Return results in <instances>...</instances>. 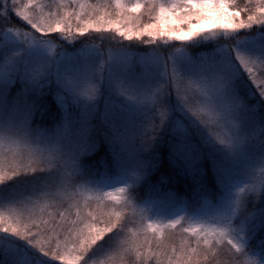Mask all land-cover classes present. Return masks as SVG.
<instances>
[{
    "label": "snow or ice",
    "instance_id": "obj_1",
    "mask_svg": "<svg viewBox=\"0 0 264 264\" xmlns=\"http://www.w3.org/2000/svg\"><path fill=\"white\" fill-rule=\"evenodd\" d=\"M13 11L28 28L11 24ZM0 18L11 24L0 26V264H264V243H253L264 230V154L235 185L224 173L246 143L264 145V0H3ZM54 34L90 41L94 60L53 80L32 49L63 51ZM97 39L110 41L107 55ZM162 135L202 207L167 223L145 215L152 202L137 212L125 187L144 180L143 161L117 181L125 187L88 195L83 159L98 137L155 153Z\"/></svg>",
    "mask_w": 264,
    "mask_h": 264
},
{
    "label": "rangeland",
    "instance_id": "obj_2",
    "mask_svg": "<svg viewBox=\"0 0 264 264\" xmlns=\"http://www.w3.org/2000/svg\"><path fill=\"white\" fill-rule=\"evenodd\" d=\"M2 2L3 0H0V3ZM10 16L11 18L13 16L19 20L16 25L17 27H29L28 25H26V22L15 15L14 11L10 14ZM0 26H11V24L4 25V22L0 20ZM54 35L56 36L57 41H59L60 39L62 40V38H60L58 34ZM3 39V37H0V40ZM81 40L74 42L66 41V43H68L69 45L77 42V46L75 47V44L71 46V49L76 48V50H79V52L72 57L64 55L62 51L50 54L45 48L38 46L32 49V55L36 57L48 58L50 60V74L52 79L55 80L58 73L82 71L87 63L94 60L95 53L91 49L84 47V44L90 43V41L86 42L83 40V42H81ZM97 42L98 39L96 40V43ZM60 43L64 45L63 42ZM102 43L107 45L102 46L105 51V55H107V51L110 47V41L108 39H104L102 40ZM112 45H115V43L111 42V47ZM65 49L70 50V48ZM141 49L142 46H133L132 50L139 52L141 51ZM71 51L73 52L75 50ZM17 87L19 86L17 85ZM102 91L105 95H111L114 101L123 104L124 111H136L134 105L127 104V102H125L122 97H118L115 95V93H112L111 90L107 87L106 83ZM101 140L103 141V138H101ZM170 143L171 140L168 136L162 135L161 137H158V142L155 146V153L129 152L122 150L117 146L102 143V146L110 147V152L106 156V158L101 157L95 163L98 168H91L92 183L89 185V188L91 190L88 192V195H95L98 191L107 192L113 189L125 187L124 184L118 183L117 181L125 179L127 174L126 171L132 168L138 161H143L149 166L146 171L144 180L141 181L139 185H131V181H128L130 187H125V194L129 196L130 200L133 201L134 209L139 212L141 209L147 207V201L152 202L151 212H146L145 215L151 216L156 223H167L168 220L177 218L176 216H172L175 214H177V216H184L185 212L193 213L197 207H202L205 203L206 197L204 195L197 196V190L194 191L191 195L187 196L179 194L177 192H174L173 190H170V187L172 186L171 184L170 186L165 185L166 182L164 180L155 179V181H153L151 178V174L157 169V164L159 162V159L157 162V156L158 158H160V153L163 151L169 153ZM208 147L210 148L211 146ZM167 149L169 150L167 151ZM95 151L91 152L87 156L93 154ZM261 154H264V145H261L256 140H252L246 143L240 154L235 157H229L225 160V178L227 180H230L233 185H235L239 181H242L244 179V172L246 168L251 163H253ZM260 167L261 166L259 164L256 165L257 174L259 173ZM212 177H214V183L216 187L212 189L209 185L210 190L216 195L217 200L221 201L223 197L222 195H220V193L215 192V189H220V192H222V185L215 173ZM107 185H111V188ZM132 188H135V191H132ZM182 226L187 227L188 222H182ZM253 243L257 246L264 243V230L257 232ZM256 255L258 257H261V253L259 251L256 252ZM255 258L257 257L253 256V259Z\"/></svg>",
    "mask_w": 264,
    "mask_h": 264
},
{
    "label": "trees",
    "instance_id": "obj_3",
    "mask_svg": "<svg viewBox=\"0 0 264 264\" xmlns=\"http://www.w3.org/2000/svg\"><path fill=\"white\" fill-rule=\"evenodd\" d=\"M0 20L2 22H4L2 20V18H0ZM19 22V20L15 17L12 16L11 18V24L17 25V23ZM58 42H63L64 45V50L62 51L64 55L66 56H74L76 53L79 52V50H76V48L71 49V46L75 45V47L77 46V42L74 44L69 45L68 43H66V41L64 42L63 40H59ZM81 42H83V40H81ZM98 44H103L101 46H107L104 43H102V40L98 39ZM112 47H115V45H112ZM65 48H70V50L65 49ZM71 50H75V51H71ZM47 101L50 105V117L53 115H56L58 112V109L56 107L55 102L52 100V98L49 96L47 98ZM49 123L51 122V119H49L48 121ZM102 136L99 137V147L96 149V151L87 156L84 157L83 159V163L84 165H88L91 166V168H98V166H96V162L101 158L104 157L106 158V156L109 154L110 152V147H106V146H102V143H104V141L101 140ZM169 149H167L168 151ZM206 164V182L208 183V185H210V187L212 189H214L215 183H214V177L213 176V170L209 164L208 161H205ZM151 178L153 181L156 180H164L166 183L165 185H172L170 187V190H173L174 192H177L179 194H183V195H191L194 191H196V189H194V186L192 184V180L191 178H185L183 176H181L178 172H176V170L171 166L170 162H169V153H166V151H163L160 153V158H159V162L157 164V169L151 174ZM154 183V182H153ZM209 187V188H210Z\"/></svg>",
    "mask_w": 264,
    "mask_h": 264
}]
</instances>
